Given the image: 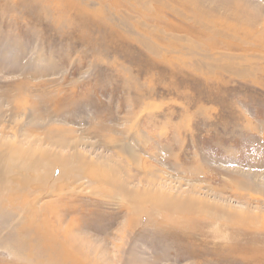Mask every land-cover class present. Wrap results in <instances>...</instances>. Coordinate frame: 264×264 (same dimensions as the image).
<instances>
[{"label": "rangeland", "instance_id": "rangeland-1", "mask_svg": "<svg viewBox=\"0 0 264 264\" xmlns=\"http://www.w3.org/2000/svg\"><path fill=\"white\" fill-rule=\"evenodd\" d=\"M24 1L0 0V129L8 139L33 122L45 129L62 128L57 138L67 144L61 150L65 156H82L88 162L113 160L119 169L115 180L127 182L131 190L155 184V189L182 194V198L192 195L230 214L250 216L229 224L156 211L155 221L168 224L158 229L139 214L149 208L146 204L133 203L112 191L103 183V174L88 170L89 186L75 185L72 178L63 194L66 206L76 203L91 212L77 218V228L69 236L86 245L84 249L91 251L98 264H264V40L241 38L242 49L228 51L220 44V36L205 35L197 24L177 20L143 0L138 11L159 13L176 27L197 32H178L179 42H163L166 48L161 57L131 39L109 40L106 28H96L97 18L90 13L102 7L125 34L158 42L135 26L143 17L131 8L122 6L118 13L108 6L109 0L102 4L79 0L89 11L79 17L76 8L56 0L63 20L56 29L54 20L30 12ZM242 1L255 9L256 28L261 30L264 0ZM164 23L168 22L157 26ZM81 28L87 31L85 35L96 37L91 45L82 39ZM251 44L256 51L250 49ZM187 54L196 60L212 55L218 64L190 67ZM225 60L231 65L227 69L220 65ZM23 98L27 106L14 109V102ZM38 101L45 103L49 115L39 116L44 112L42 106L30 108ZM44 131L32 129L31 141L42 142ZM57 148L51 146L52 151ZM53 199L48 195L41 201ZM23 203L6 200L4 205L9 209ZM12 230L4 226L1 237L13 241L21 235L12 236ZM38 234L45 236L43 228ZM39 245L49 243L40 241ZM15 261L0 248V262Z\"/></svg>", "mask_w": 264, "mask_h": 264}, {"label": "bare ground", "instance_id": "bare-ground-1", "mask_svg": "<svg viewBox=\"0 0 264 264\" xmlns=\"http://www.w3.org/2000/svg\"><path fill=\"white\" fill-rule=\"evenodd\" d=\"M142 1L143 0H109L108 6L112 7V11H116L118 13L119 11H117V9L121 8L122 6H125L128 9L131 8L133 12L139 13L143 17V20L140 22L141 20L139 18V21L135 22V26H137L139 29L147 31V34L155 36V40L158 42H153L150 37L140 36L138 33L137 37H132L129 34H125L119 29V27L117 28L115 23L113 24L110 21L111 19L107 16L102 7L93 9L90 12L92 16L97 18V22L95 21L96 23L94 25L96 28H106V38L109 40L115 38L122 41L127 40L128 42V39H131L132 41L140 44L145 50H147L149 54H154L161 57L165 55L164 48H166V46L163 45V42L165 44L167 42H179L180 39L178 32L189 33L191 35L197 34L195 29L188 31L185 28L176 27L172 21L165 19L166 17L159 13L147 14L145 12L138 11L137 7L139 9L143 8L141 5ZM149 1H151L157 7L158 11H166L169 12L171 16H174L177 20H187L197 24L200 28H202L203 32H206L205 35L211 34L212 36H220L222 40V43L220 44L228 51L242 49L243 42H240L241 38H244V40H257L256 42L264 40V24L261 30L256 28L258 15L255 13V9L249 6L248 2H241V0ZM65 2L67 6L76 8L79 17H84V12H89L88 6L85 4V2L79 0H65ZM206 2H211V5H206ZM18 3L20 5V2ZM23 3L24 5L28 6L30 12L34 13L38 11V14H36L40 18L43 20L52 19L55 21L53 22L52 26L56 29L60 28L63 20H61L60 17L61 7L57 6L56 0H25ZM102 3H105L104 0L98 1V4ZM250 8H252L253 11ZM52 11H54V13ZM55 14H57V17H55ZM123 14L126 15V13ZM128 18L130 17H127V19ZM164 20L168 23H164L165 25L163 24L164 26L162 27H159L160 25L157 26V24L164 22ZM81 22L84 24L86 20L83 19ZM149 22L150 24L151 22H154V24L150 25L148 24ZM146 27L152 28V30L148 31ZM193 27L196 28L197 26L193 25ZM109 28H111V33L109 32ZM80 31L84 35L87 34V31L84 28H81ZM86 36L87 35L81 37H84L82 39H85V42H88L91 45L92 41H94L96 37H93L92 34L88 35L87 37ZM211 46L212 49H214V45H210L208 47L210 48ZM250 49L256 51L255 45L251 44ZM186 51H190V49L185 50V52ZM106 53L108 52L106 51ZM192 56L189 57L188 54L186 55L187 59L189 60L188 62L190 67H199L203 62H208L209 64L216 62L212 55L209 58L205 57V60H196L192 58ZM220 63L221 68L224 69H227V67L231 66H229L228 60L223 62L221 61ZM216 64L218 63L216 62ZM20 88L21 86L18 84L16 86L17 91ZM27 104L28 103L24 101L23 98L16 100L12 106L15 105L13 108L18 109L17 106L23 107V105L27 106ZM33 106L34 107L30 106V108H34V110L36 107H43L44 112L39 116H45L44 113L49 115V112H45V103L43 106L41 102L38 101ZM28 112L30 113V111ZM13 114H15V112H13ZM54 114L57 115V113ZM28 115V118H31L30 114ZM41 117H39V119ZM34 119L38 120L37 118ZM43 119L45 121V118ZM27 126L29 125L27 124ZM44 127L45 126L40 123L33 122L31 127L25 128L26 131L23 129L27 133H23L22 130L20 133L18 132L13 134L10 139H8V137L5 135V132L0 129V230H2L4 226L9 225L14 230L11 232L12 236H14L13 233L21 232V235L15 236L13 241L8 240L9 236L1 237L2 234L0 235V248H4L9 256L17 260L10 264H98L94 262V257H92L90 254L91 251L89 252L88 250L84 249L86 245L83 246L81 241L75 240L74 237H71L72 235L69 236L71 230L77 228V218L88 216L91 212L84 211L85 209L79 208V205L77 206L76 203L70 205L68 204L69 206H66L63 203L65 198L63 194L65 193L67 182H70V179H74V181L71 180V182H73L75 185H90L91 180L86 175L88 170H91L94 174L97 173V176H99L98 174H103V183L107 185L108 188H111L112 191L118 192L120 195L126 197L133 203H138L141 205L146 204L149 208L146 210L145 208L141 207L142 209L139 210V214H144L145 218L147 219V223L157 224L158 229H160L161 225L164 226L168 224L164 222L158 223L155 221L156 211H163L167 214H189L191 216H202L212 222L223 221L229 224H237L242 221H247L250 218V216L242 214H230L229 210H225L224 208L222 209L218 206H212V204L209 202L194 198L192 195H187L186 198H182L180 197L182 194L173 195L160 189H155V184L154 187L141 190H131L133 188L126 186L127 182L124 183L123 181L119 182L118 180H115L116 172L119 169L112 165L110 161L113 160L109 161L110 165L113 166L111 167L108 164L109 162H102L103 160H101V162L100 160L97 162H88V160H84L85 158L82 156H65L61 150H63L62 148L65 147L66 143L62 141L60 142V140L57 138L58 135L64 132V129H57L52 126L46 127L48 129H45ZM32 129L45 130L42 135V142H40L38 145L34 143V139L32 141L30 139L29 133ZM34 137L35 136H33V138ZM53 144L58 145L56 151L51 150V146ZM71 151L72 150L69 152ZM77 152L78 151H76V154H78ZM83 174L86 176H82ZM138 185L139 184H137V186ZM48 195L54 199L52 201L42 202L41 198ZM18 199L25 200V203H23L22 207L11 206L9 209L5 207L4 202L6 200L15 201ZM244 217H247L248 219H244ZM129 220L130 221L128 222V225L133 224V220ZM137 224L139 225V223ZM25 228L27 229L24 230ZM40 228H43V231H45V236L38 234ZM131 229L133 228L131 227ZM27 240L35 243V245L28 244L30 242H27ZM40 241H46L49 243V245H39ZM0 264H7V262H0Z\"/></svg>", "mask_w": 264, "mask_h": 264}]
</instances>
